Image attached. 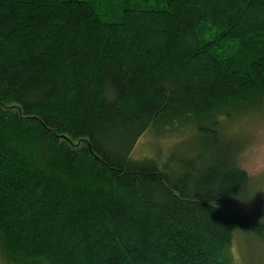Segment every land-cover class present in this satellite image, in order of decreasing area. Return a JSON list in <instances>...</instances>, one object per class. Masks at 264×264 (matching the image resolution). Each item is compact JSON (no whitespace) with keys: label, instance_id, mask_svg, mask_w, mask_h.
Returning <instances> with one entry per match:
<instances>
[{"label":"trees","instance_id":"obj_1","mask_svg":"<svg viewBox=\"0 0 264 264\" xmlns=\"http://www.w3.org/2000/svg\"><path fill=\"white\" fill-rule=\"evenodd\" d=\"M262 95L264 0H0L6 263L235 264L234 233L264 241V220L236 207L216 116ZM188 118L211 119L209 160L130 156Z\"/></svg>","mask_w":264,"mask_h":264},{"label":"rangeland","instance_id":"obj_2","mask_svg":"<svg viewBox=\"0 0 264 264\" xmlns=\"http://www.w3.org/2000/svg\"><path fill=\"white\" fill-rule=\"evenodd\" d=\"M216 117L219 140L215 146L219 145L222 151L228 149L234 166L246 173L245 191L237 199L236 207L241 209L240 212L263 221L264 95L255 99L253 104L235 106ZM210 121L204 119L200 122L210 124ZM200 122L188 118L151 127L138 138L130 156L154 158L168 166L174 163L175 169L186 159L198 163L196 156L199 154L209 160L214 145L205 142L204 136L199 134L195 125ZM231 253L235 264H264V241L238 230L233 235ZM0 264H8L1 252Z\"/></svg>","mask_w":264,"mask_h":264}]
</instances>
